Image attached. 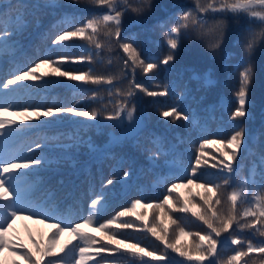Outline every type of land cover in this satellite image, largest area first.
Returning <instances> with one entry per match:
<instances>
[{"label":"trees","instance_id":"trees-1","mask_svg":"<svg viewBox=\"0 0 264 264\" xmlns=\"http://www.w3.org/2000/svg\"><path fill=\"white\" fill-rule=\"evenodd\" d=\"M24 2L30 5L31 14L25 18L26 27L15 39V47L0 55V79L10 78V74L16 69L31 67L39 62V59L47 56L53 60H58L60 56L66 57L67 59L61 63L62 70L79 74L89 73V69H92L90 74L93 76L105 78L112 76L114 79L111 85L51 76L44 78L49 81L48 83L25 81L23 83L25 85L22 84L19 90L13 93L14 104L76 105L78 111L96 110L99 113L98 118L90 120L72 114H60L44 118L46 120L41 119L45 121L44 123L33 120L19 136L0 144V152L5 155L10 153L37 155L46 161L43 166L30 170L32 173L30 182L35 186L32 196L40 202L51 196L65 224H82L83 219L89 215L91 199L97 194L103 196V204L96 222L83 229L99 241L94 247L107 243L101 238L102 233L96 230L99 224L115 218L114 223L105 229L106 232H115L117 239L139 244L148 251H155L157 255L166 252V261L180 264L174 259L177 256L181 259L178 253L165 249L164 244L157 240L145 225L152 227L161 224L162 220L161 228H168L167 238L172 242H175L180 227L186 232L205 234L208 231L206 225L192 216L191 211L180 212L165 205L164 209L136 207L134 214L124 217L116 218V214L131 209L134 200H140L145 205L160 203L168 195L171 184H186L195 162V150L199 147L201 139L227 138L235 130L234 124H239L246 130L247 143L236 162L241 166L240 174L233 177L232 182L234 184L241 177L248 176L251 163L255 159L252 153L264 147V43H258L251 54L253 81L249 89V103L246 106L248 115L237 118L236 121H230L229 116L236 107L234 92L239 87V71L242 70L236 66L243 55L242 42L248 35L249 27L258 31L259 25L250 23L244 14L238 17L232 14L221 17L209 13L206 17L209 26L220 19L227 23L220 46L216 49L209 47V44L214 42V35L210 32L203 35L190 32L189 38L182 40L175 59L164 65L159 63L168 52L164 38L167 28L163 27L164 22L167 21L168 27H171L178 13L194 9L195 4L194 0H151V7L145 8L143 13L137 15L129 12L123 17L120 34L122 42H132L128 40L129 37L134 39V47L140 51L141 59L146 63L157 64L155 69L145 74L139 67L135 71L132 70L131 60H128L127 55L119 49L114 40L109 50L103 35L98 36L99 42L104 45L99 55L96 54L94 44L79 37L71 38L60 47L52 45L51 41L57 34L65 30H74L82 20L99 14L101 8L86 3L72 5L70 0H54V3L53 0ZM10 3H15V0H0V10L10 13L11 9L3 8ZM32 5L39 7H31ZM65 16L73 18L71 26L61 23ZM237 41H241V44ZM125 60L128 61L127 68ZM130 82L140 83L150 91L162 90L167 85L169 94L163 97H150L135 90L137 94L128 102V107L135 105L134 116L143 121V130L135 138L123 139L122 143L115 144L112 142L113 138L123 137L125 129L120 126L119 121L107 120L105 116L114 111L117 100L123 99L116 95V90L126 91L130 87ZM110 91L112 95H109ZM172 105L183 111L191 123L187 124L183 120L173 123L171 118L159 115L160 111L167 110ZM17 123L20 122L17 120ZM128 123L127 119L123 121L125 125ZM153 134L163 138L167 153L161 155L155 165L149 163L147 159L149 153L143 150L145 147L152 148L147 141ZM33 141L41 143L43 147L36 149L35 153H30L27 146L33 144ZM137 141L140 146H136ZM218 148L219 145H205L203 159L207 160V163L198 169L194 184L178 188L172 193V199L177 202V207L184 206L185 201L189 200L191 201L189 208L203 203L200 199L203 189L196 187V184L206 180L222 183L216 179L222 175L220 168L213 167L222 159ZM152 150L155 151L154 148ZM105 152L113 154L115 159L111 156L105 158ZM120 161L125 162L123 167L118 166ZM123 171H130V176L123 178ZM113 174L119 175L121 179L102 187ZM231 191L232 187H222L219 190L221 204L216 207L224 212L230 208L227 195ZM246 206L239 205L237 211ZM165 212L167 215L163 214ZM141 215L144 219L137 218ZM168 217L175 219L177 223L171 224ZM16 220L22 226L25 224V219ZM121 223H129L132 227L117 228L116 225ZM15 227L14 223L13 228ZM52 231L51 228L49 233ZM249 235V231L245 229L237 239H245ZM218 239L220 241L218 251L224 260L234 254V249L240 248V245L231 244V237L227 233ZM197 240V237H180L182 244ZM76 243L78 242L72 241V244ZM71 246L69 245V248ZM63 255L62 253L61 256ZM72 255L70 253L65 257L67 264H73ZM101 256L109 257V254L101 253ZM131 259L119 260V264H129ZM144 259L148 264H166V261H156L151 257ZM243 259L247 264H264V254L251 253L249 257ZM97 261L98 264H105V261L99 258ZM87 264L97 262L89 260ZM108 264H112L110 257ZM136 264H140L138 259Z\"/></svg>","mask_w":264,"mask_h":264},{"label":"snow or ice","instance_id":"snow-or-ice-1","mask_svg":"<svg viewBox=\"0 0 264 264\" xmlns=\"http://www.w3.org/2000/svg\"><path fill=\"white\" fill-rule=\"evenodd\" d=\"M70 3L72 5L81 3L94 5L101 8L102 11L82 20L74 30H65L57 34L51 41L53 46L60 47L71 38L79 37L94 44L97 50L96 54L99 55L104 45L99 42L98 36L103 35L109 50L114 40L119 49L127 55L128 60L132 62L133 71L139 67L143 73L147 74L157 67L156 63H146L144 59H141L140 51L134 47L135 41L132 37L128 38L132 42H122L120 39L123 17L129 12L137 15L143 13L145 8L151 7V0H70ZM194 4V9L178 13L174 17L175 22L171 27H168L167 21L164 22L163 27L167 28V31L164 32V38L168 52L159 63L168 65L169 62L173 61L182 40L189 38L190 32L201 35L208 32L212 33L214 42L210 43L209 47L211 49L218 48L223 41L227 23L220 19L209 26L206 19L209 13L221 17L228 14H232L234 17H238L240 14L246 15L250 23L259 25V30L257 31L250 26L248 35L242 42L243 55L240 63L236 66L238 69L242 68L239 71V87L234 92L236 107L231 111L229 120L236 121L237 118L246 117L248 115L246 106L249 103V89L253 81L251 54L258 43H264V0H194ZM31 7H39V5H32ZM3 8L11 9V12L6 13L0 10V55L6 54L15 47V39L26 27L25 18L31 14L29 12L30 5L24 0H15V3L4 5ZM72 22L73 18L68 16H65L61 21V23L69 26ZM237 43L241 44V41H237ZM66 59V57L60 56L58 60H53L47 56L39 59V62L34 63L31 67L16 69L10 74V78L0 79V144L14 136H19L26 130L29 122L33 120L44 123L45 121L41 120L42 117L49 118L60 114H72L90 120L98 118L99 113L96 110L78 111L76 105L20 106L12 102L15 99L13 93L17 92L25 81L48 83L49 81L44 78L50 76L67 77L74 81H90L93 84L101 82L112 84L114 77L93 76L90 74L92 69H89V73L80 72L79 74L70 70H62L61 63ZM124 64L126 68L129 67L127 60ZM135 90H139L150 97H163L169 94V86L167 85L162 90L150 91L140 83L130 82V87L126 91L117 89L116 95L123 99L117 100L114 111L105 116L107 120L119 121L120 126L125 129L123 137L113 138L112 142L115 144L122 143L123 139L135 138L143 130V121L134 116L135 105L128 107V102L137 94ZM93 95L95 96V92ZM109 95H112L111 91ZM10 108L19 110L9 111ZM159 115L163 118H171L173 123L177 120H183L187 124L191 123L189 117L183 111L178 110L175 105L160 111ZM125 119L129 121L127 125L123 124ZM17 120L20 123H17ZM233 128L235 130L227 138L201 139L199 147L195 150V162L191 167V173L186 184H171L168 188V195L157 204L145 205L140 200H134L132 201V208L118 212L116 218L134 214L136 207L164 209L165 205H168V207L175 208L180 212L191 211L192 216L206 225L208 231L205 234L186 232L183 227H180L176 233L175 242H172L167 238L168 228H161L162 220L161 224H155L152 227L145 225L147 230L164 244L165 249H171L172 252L178 253L180 257L185 258L191 264H205V262L207 264H247V261L243 259L244 257H249L251 253L264 254V147H261L258 152L252 153L255 159L251 163L248 176L241 177L233 184V177L238 176L241 171V166L236 162L247 143L245 139L246 130L239 124H234ZM147 142L152 145V148L145 147L143 150L149 153L147 156L149 163L155 165L161 155L167 154L164 140L162 137L153 134ZM205 145H219L217 151L222 159L218 160L217 165H213V167L220 168L222 175L216 179L221 180L222 183L206 180L196 184V187L203 189V195L200 197L203 203L199 206L192 205V208H189L188 205L191 203L189 200L185 201L184 206L177 207V202L172 199V193L178 188H186L188 185L194 184L198 169L202 164L207 163V160L203 159ZM136 146H140L138 141ZM27 147L28 152L35 153V150L41 149L43 145L33 141V144ZM89 147L92 148L90 144ZM153 148L155 151L152 150ZM104 156L105 158L111 156L115 159V156L110 152H105ZM45 163L46 161L37 155L28 156L19 153L5 155L0 152V253L3 254L0 255V264H21V262L23 264H67L65 257H68L70 253L73 254L71 256L73 264H87L89 260L96 261L98 264L97 258L108 264L109 257L112 264H119V260H128V258H132L129 264H136L137 259L140 264H148L144 259L145 257H151L156 261H166V252L157 255L155 251H148L146 248L140 247L139 244L126 243L124 239H117L115 232H106L105 229L114 223L115 218L99 224L96 230L102 233L101 238L107 243L94 247L99 244V241L83 229L96 222L104 199L100 194L91 199L89 215L83 219V223L75 225L64 223L51 196L42 202L35 200L32 196L35 186L30 182L32 176L30 169L43 166ZM124 163V161H120L118 166L123 167ZM130 174V171H123L122 176L127 178ZM118 179L121 177L113 174L102 187L111 185ZM222 187H232V191L227 195V201L230 202V208L227 212L216 207L221 204L219 190ZM239 205L247 206L238 212ZM163 214L167 215L166 212ZM17 218L33 220V222L40 224H47L54 220L55 222L50 225L53 231L46 240L37 239L29 232L25 241L15 233L13 228ZM137 218L144 219L143 215ZM168 219L171 224L177 223L171 217ZM116 227L129 228L132 225L121 223L117 224ZM245 229L249 231L250 235L245 239H237V236ZM224 233L231 237L232 245H240V248L234 249V254L226 260L221 258L218 251L220 244L218 238ZM64 235H67L69 239L61 242L60 237ZM184 236L197 237L198 240L182 244L180 237ZM73 240L78 243L72 244ZM69 245H72L71 248ZM108 245H115L116 247L110 248ZM62 253L63 256H61ZM101 253H108L109 257L101 256ZM166 264H175V262L166 261Z\"/></svg>","mask_w":264,"mask_h":264},{"label":"rangeland","instance_id":"rangeland-1","mask_svg":"<svg viewBox=\"0 0 264 264\" xmlns=\"http://www.w3.org/2000/svg\"><path fill=\"white\" fill-rule=\"evenodd\" d=\"M0 64H1V59H0ZM23 85H25V84H23ZM9 111H11V110L9 109ZM41 119H44V118H41ZM44 120H46V119H44ZM32 168H34V167H32ZM14 223L16 224V227L14 228L15 233L20 235L21 238L25 239V241H26V238H27V234L29 232H31L32 235L35 238H37V239L43 238L44 240H46V238L50 234L49 231L51 229V227H50L51 223H49V222L47 224H40V223L33 222V220L25 219L24 220L25 224L23 226L21 224H18L17 220H15ZM68 239H69V237L67 235H64V236L60 237L61 242H64V241H66ZM0 255H3V254L0 253ZM174 259H175V261H179L180 264H191V262L187 261L183 257H181V259H180L177 256ZM21 264H23V262H21ZM205 264H207V262H205Z\"/></svg>","mask_w":264,"mask_h":264}]
</instances>
